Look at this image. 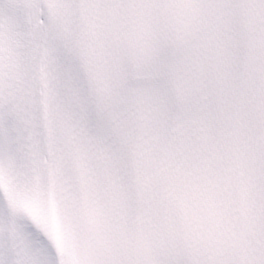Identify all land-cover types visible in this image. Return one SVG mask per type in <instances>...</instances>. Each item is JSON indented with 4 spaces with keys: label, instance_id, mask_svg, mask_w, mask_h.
<instances>
[{
    "label": "snow or ice",
    "instance_id": "snow-or-ice-1",
    "mask_svg": "<svg viewBox=\"0 0 264 264\" xmlns=\"http://www.w3.org/2000/svg\"><path fill=\"white\" fill-rule=\"evenodd\" d=\"M0 264H264V0H0Z\"/></svg>",
    "mask_w": 264,
    "mask_h": 264
}]
</instances>
